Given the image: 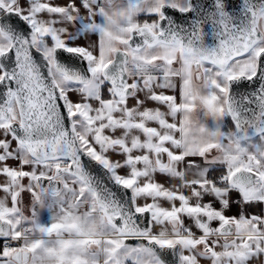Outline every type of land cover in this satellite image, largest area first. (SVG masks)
Instances as JSON below:
<instances>
[{"label":"snow or ice","instance_id":"obj_1","mask_svg":"<svg viewBox=\"0 0 264 264\" xmlns=\"http://www.w3.org/2000/svg\"><path fill=\"white\" fill-rule=\"evenodd\" d=\"M0 264H264V0H0Z\"/></svg>","mask_w":264,"mask_h":264}]
</instances>
